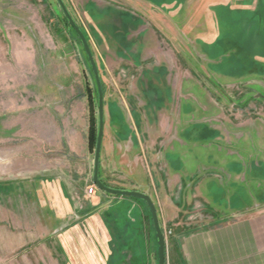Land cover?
I'll list each match as a JSON object with an SVG mask.
<instances>
[{
  "label": "rangeland",
  "instance_id": "1",
  "mask_svg": "<svg viewBox=\"0 0 264 264\" xmlns=\"http://www.w3.org/2000/svg\"><path fill=\"white\" fill-rule=\"evenodd\" d=\"M63 1L103 87L101 157L119 131L176 197L160 212L166 264L225 205L264 221V0ZM80 46L55 0H0V264H157L144 202L81 221L91 184L66 141L91 167L97 114ZM237 183L245 204L224 202L220 186Z\"/></svg>",
  "mask_w": 264,
  "mask_h": 264
},
{
  "label": "crops",
  "instance_id": "2",
  "mask_svg": "<svg viewBox=\"0 0 264 264\" xmlns=\"http://www.w3.org/2000/svg\"><path fill=\"white\" fill-rule=\"evenodd\" d=\"M124 122H126L125 119ZM118 132L117 130L111 131V138L107 147L103 148L102 157L99 152V180L111 188L146 194L151 199L152 204L156 206L157 218L161 228H163L164 217L160 212L162 213L161 210L164 211L168 208L165 204V198H174L173 201L170 199L168 202L171 204V202H177L176 197L174 195L167 196L163 171L153 174L154 178H151L149 168L146 169L137 164L134 167L131 137L128 136V139H130L129 146L123 148L118 143L119 138H123V136L119 135ZM69 138L70 136H68ZM102 139H105L104 133ZM123 139L126 143V136ZM121 142L123 141L121 140ZM66 146L71 154L78 156L84 162L86 161L80 174H83L82 181L85 182L88 177L87 180L92 185V167H89V162L87 163V147H79L73 141H66ZM87 167L88 173L90 172L88 175ZM153 179H155L156 188H154ZM228 187H235L237 190H230ZM238 187H240V183H237V185L225 184L224 186L222 184L220 186L221 198L225 199L224 202L229 201V198H236L235 201L245 204V198L241 196V190ZM87 198H90V200L84 206L81 221L86 222L88 225L97 221L95 220L97 219L96 215L98 216L104 209H109L111 204L120 206L133 204L137 207L142 205L139 200L124 196H113L97 190L94 195H87ZM254 200L253 197L250 201L255 202ZM158 203L163 204L162 208L157 207ZM139 210L141 211L142 208L139 207ZM225 210L227 212H223L220 216L217 213L214 217L216 220H222L217 226L193 234L188 233V231L185 232L184 237L174 242L175 245L173 244L171 252L168 254L169 260L172 259V256L178 255V259H173V264H264V221L261 220L262 216L259 210L249 208L233 210V213H228L227 205H225Z\"/></svg>",
  "mask_w": 264,
  "mask_h": 264
},
{
  "label": "water",
  "instance_id": "3",
  "mask_svg": "<svg viewBox=\"0 0 264 264\" xmlns=\"http://www.w3.org/2000/svg\"><path fill=\"white\" fill-rule=\"evenodd\" d=\"M60 13L62 14L63 18L67 22V26L71 28L76 36L78 37V40L81 44V48L83 49L87 61L89 62V66L91 68V74H93V78L95 81V87L97 91V134H96V141H95V148L92 152L93 159H92V175L91 180L93 185L103 193H107L113 196H124L133 198L136 200H140L144 202L145 205H147L150 213H151V219L153 224V231L155 232V238L157 244V264H166V247H165V238L162 231V228L160 226L159 220L157 218V212L154 207V204H152L151 199L144 193L137 192V191H129V190H122V189H115L108 187L103 184L101 180H99V165H100V153L101 152V145H102V138H103V125H104V119H103V87L100 79V75L97 73V67L95 64V61H93V56L91 54L90 48L88 47V43L84 37V34L82 33L80 27L76 23V21L72 18L68 8L66 7L63 0H55Z\"/></svg>",
  "mask_w": 264,
  "mask_h": 264
},
{
  "label": "trees",
  "instance_id": "4",
  "mask_svg": "<svg viewBox=\"0 0 264 264\" xmlns=\"http://www.w3.org/2000/svg\"><path fill=\"white\" fill-rule=\"evenodd\" d=\"M65 20V19H64ZM65 22H66V20H65ZM66 25H67V22H66ZM68 27V26H67ZM69 28V27H68ZM69 29H71V28H69ZM76 38H77V40H78V37L76 36ZM79 41V40H78ZM79 44H80V42H79ZM81 45V44H80ZM81 47V46H80ZM84 52V51H83ZM86 56V55H85ZM86 59H87V57H86ZM87 61V60H86ZM88 64H89V62H88ZM91 69V68H90ZM92 73V72H91ZM92 76H93V74H92ZM94 79V78H93ZM95 87V86H94ZM94 99V106H95V108L97 109V91H96V94L94 95V97H93ZM94 120H95V122H96V118H94ZM97 125H96V123H95V126L93 127L92 126V128H90V134H89V137H88V148H89V150L92 152V151H94V148H95V139H96V134H97V127H96ZM149 210V209H148ZM149 213H150V211H149ZM150 217H151V213H150ZM149 217V218H150ZM151 219V218H150ZM151 223H152V219H151ZM152 228H153V224H152ZM153 231V230H152ZM154 234H155V232H154ZM156 239V238H155Z\"/></svg>",
  "mask_w": 264,
  "mask_h": 264
},
{
  "label": "built area",
  "instance_id": "5",
  "mask_svg": "<svg viewBox=\"0 0 264 264\" xmlns=\"http://www.w3.org/2000/svg\"><path fill=\"white\" fill-rule=\"evenodd\" d=\"M95 190H96V188H95V186L92 184L90 187L87 188L86 194H87L88 196L93 195L94 192H95Z\"/></svg>",
  "mask_w": 264,
  "mask_h": 264
}]
</instances>
